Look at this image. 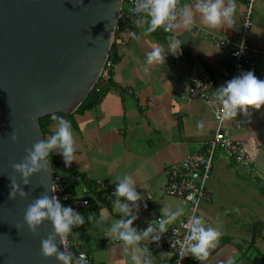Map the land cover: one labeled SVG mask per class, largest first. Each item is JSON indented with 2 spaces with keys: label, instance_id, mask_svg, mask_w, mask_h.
<instances>
[{
  "label": "crops",
  "instance_id": "crops-1",
  "mask_svg": "<svg viewBox=\"0 0 264 264\" xmlns=\"http://www.w3.org/2000/svg\"><path fill=\"white\" fill-rule=\"evenodd\" d=\"M195 3L177 0V8L184 4L194 8ZM235 3V24L231 27L205 25L199 13L190 28L181 24L170 33L163 27L146 33L147 16L143 25L136 23L138 19L123 22L111 87L95 110L75 115L70 121L75 160L67 167L62 156L60 159L62 169L78 178V195L91 198V206L83 211L85 222L75 235L80 248L93 257L95 264H131V248L108 236V227L122 214L114 202H105L104 191L97 186L99 181L116 186L115 177H133L143 195L136 202L139 210L132 208L131 214L138 217L133 224L161 216L164 208H183L173 225L188 217L186 202L166 194L168 172L188 155L205 151L216 132V120L206 102L188 96V91L196 64L212 71L214 93L216 87L228 81L230 63L226 53L239 44L246 14L245 0ZM123 8L125 13L130 12L129 0ZM169 37L181 41L182 54L169 53L164 64H146V53L153 48L159 46L168 52ZM224 41L227 43L222 44ZM248 43L257 53L245 71L252 70L264 80V0L255 4ZM249 111L250 116L242 114L241 129L235 127V117L227 118L226 127L234 140L246 145L253 169L238 165L222 151L217 153L210 179L214 183L209 186L213 201L201 206V216L221 236L205 260H186L184 264H227L229 259L233 264H251L257 249L264 254L259 239L256 249L242 239L251 232L256 235L260 226L264 229V106ZM55 130L53 126V133ZM164 257L152 252V264Z\"/></svg>",
  "mask_w": 264,
  "mask_h": 264
},
{
  "label": "water",
  "instance_id": "water-1",
  "mask_svg": "<svg viewBox=\"0 0 264 264\" xmlns=\"http://www.w3.org/2000/svg\"><path fill=\"white\" fill-rule=\"evenodd\" d=\"M125 0H0V264H59L45 258V221L34 234L24 213L36 198L55 196L52 165L9 199L11 165L45 139L40 120L74 114L96 87L116 41ZM13 130L19 139L13 141ZM57 243L60 250L64 245Z\"/></svg>",
  "mask_w": 264,
  "mask_h": 264
},
{
  "label": "clouds",
  "instance_id": "clouds-1",
  "mask_svg": "<svg viewBox=\"0 0 264 264\" xmlns=\"http://www.w3.org/2000/svg\"><path fill=\"white\" fill-rule=\"evenodd\" d=\"M235 0H196L194 8L189 4H184L177 8V0H135V7L132 12L141 17L136 21L138 25L145 23L141 14L148 17L146 33H151L157 28L163 27L165 32H172L181 24L184 28H190L194 24L195 16L200 14L202 22L212 27L227 24H235L234 14L236 12ZM135 35V33H133ZM181 41L169 37V50L164 52L162 47H155L146 53V64H164L169 53L174 56L182 54ZM179 49V51H177ZM245 51V43L239 42L238 50L234 53L240 56ZM215 98L222 105V114L219 119L236 117L239 114L250 116V108L259 110L264 106V80L259 79L254 71H241L239 75L216 87ZM51 119L55 121V132L47 139H40L27 149V155L21 162L11 165L12 169L18 174L19 179L10 176L9 199L17 197L27 198L28 193L21 187L28 184L30 178L41 171H47L49 157L55 154L61 155L67 167H71L75 160V141L71 122L63 116L52 113ZM11 139L17 141L18 133L13 130ZM115 190L113 195L115 207L122 214V218L115 220L108 227V236L114 240L123 241L126 246L131 248V264H152V252L142 246V241L156 242L161 241L169 225L177 221L183 214V208L171 210L163 209V214L158 222L149 224L143 231H138L133 226V222L138 218L136 214H131L132 208L137 211L143 195L135 187V181L131 175L124 174L115 177ZM123 198V199H121ZM129 202H132L131 204ZM147 207V204L144 205ZM45 221H50L53 231L41 240V252L45 258H52L59 264H73V256L69 252L66 244L67 236L74 227L84 224L85 217L72 206L64 205L56 196L49 197L44 194L36 198L28 205L24 213V222L34 234ZM186 233L183 240L172 241L171 246L179 244L182 253L190 254L198 261L205 260L209 255V249L214 248L218 242L221 232L206 224L203 216L191 215L187 223L184 224ZM64 245L63 250L57 243ZM128 248H126V251ZM179 262L186 255H180ZM227 264H233L229 259Z\"/></svg>",
  "mask_w": 264,
  "mask_h": 264
},
{
  "label": "built area",
  "instance_id": "built-area-1",
  "mask_svg": "<svg viewBox=\"0 0 264 264\" xmlns=\"http://www.w3.org/2000/svg\"><path fill=\"white\" fill-rule=\"evenodd\" d=\"M129 1L131 9H133L135 7V0ZM245 2L246 14L244 30L240 38V42L243 41L245 43V51L240 56L234 55L238 50L237 45L235 49L226 53V58L230 63L228 80L239 75L242 70L245 71L251 66L252 57L257 53L248 43L252 26L253 11L257 0H245ZM141 16L143 18L146 17L143 14H141ZM128 18L140 19L141 17L137 16V14L131 10L129 13L122 11L120 20L125 22ZM119 28L120 26H118V29ZM221 43L226 44L227 42L224 41ZM115 66L116 64L110 53L97 83L100 85V89L106 90L111 87ZM191 83L188 96L200 98L206 102L216 120L217 128L205 151L188 155L180 163L173 165L169 169L166 194L184 200L188 206L189 214L182 222L176 225H169L168 231L163 234V237L158 244L156 242H151L150 240L141 242V245L148 247L151 252L165 255L163 261L153 264H180L178 259H180L179 256L182 254L186 255V257L183 258L181 264H184L186 260L197 261L194 257L190 256V254L182 253L179 244L172 247L171 243L172 241L183 240L186 233L184 224L187 223L188 219L193 214L201 216V206L213 201V194L209 189V182L212 176L214 161L219 151H222L227 158L233 160L238 165L253 169V160L246 145L231 137L230 132L226 127L227 118L223 120L219 119V115L222 114V105L219 104L214 95L215 82L212 71L201 64H196L193 69ZM242 120V114H239L234 118V125L237 129L242 128ZM74 181L79 182L75 175L67 174L65 171L58 173L54 178L55 196L58 197L64 205H70L82 214L84 210L91 206V201L89 197L71 194L67 185ZM97 186L104 191V200L106 203H113L116 200V197L113 195L115 190L114 185L108 182L99 181ZM160 217L161 216L158 215L151 216L145 222L139 224L136 223L133 224V226L136 227L138 231H143L149 224L155 225ZM80 226L74 227L72 232L68 234L66 240L67 248L73 256V264H95L93 257L83 251L76 240V230Z\"/></svg>",
  "mask_w": 264,
  "mask_h": 264
},
{
  "label": "trees",
  "instance_id": "trees-1",
  "mask_svg": "<svg viewBox=\"0 0 264 264\" xmlns=\"http://www.w3.org/2000/svg\"><path fill=\"white\" fill-rule=\"evenodd\" d=\"M123 12H124V8H123ZM122 24L123 22L120 20L119 22L120 28ZM120 28L118 29L116 33V41L111 50V56L115 64L119 61V56L117 54V46H118V38L120 35ZM108 90L109 89H106V90L100 89V85L97 84L94 90L89 95V97L86 99V101L81 105V107L74 114L67 115V114L59 113L57 115L63 116L69 121H71L75 115L84 114L86 112L93 111L103 102ZM40 122H41L42 130L44 133V137L45 139H47L53 134L52 128L53 126H55V121L51 119V116H47V117L42 118ZM60 159H61V155L55 154V152L49 157V162L51 163L52 169L54 172V178L56 177L58 173L64 171L62 167L60 166ZM67 187H68V190L71 192V194L73 195L78 194V188H79L78 181L68 183ZM89 199L91 201V198ZM82 215H83V212H82ZM82 225L76 231H78L82 227ZM256 241H257V238L255 235L254 239L252 240V244H251V247H253L254 249H256L255 248ZM256 252H257V257L254 260H251L252 261L251 263L252 264H264V254L261 253L258 249L256 250Z\"/></svg>",
  "mask_w": 264,
  "mask_h": 264
},
{
  "label": "rangeland",
  "instance_id": "rangeland-1",
  "mask_svg": "<svg viewBox=\"0 0 264 264\" xmlns=\"http://www.w3.org/2000/svg\"><path fill=\"white\" fill-rule=\"evenodd\" d=\"M239 170L241 171V168H239ZM234 175H236L237 176V172L236 173H234ZM214 183V181L213 180H211L210 182H209V186L210 185H212ZM262 227H264V224H263V226ZM245 235H246V233H244ZM255 237V233L254 232H251V234H250V236H247L246 235V237L245 238H242L243 240H245V241H248V243H251L252 244V240L254 239V237ZM252 237H253V239H252ZM256 238H257V240L258 241H260V246L262 247V249H264V229L263 228H261V226L259 227V229L257 230V233H256ZM242 240V241H243ZM254 250V249H253ZM252 256V255H251ZM250 262H252V261H250ZM252 264V263H251Z\"/></svg>",
  "mask_w": 264,
  "mask_h": 264
}]
</instances>
